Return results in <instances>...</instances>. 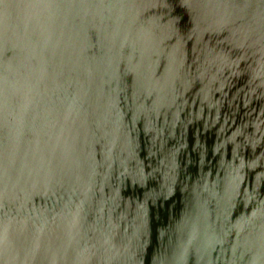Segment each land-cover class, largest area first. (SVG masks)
<instances>
[{"label":"water","instance_id":"95a60500","mask_svg":"<svg viewBox=\"0 0 264 264\" xmlns=\"http://www.w3.org/2000/svg\"><path fill=\"white\" fill-rule=\"evenodd\" d=\"M0 264H264V0H0Z\"/></svg>","mask_w":264,"mask_h":264}]
</instances>
